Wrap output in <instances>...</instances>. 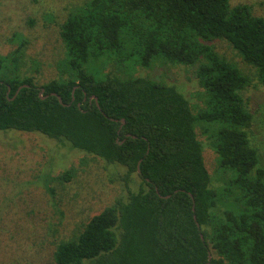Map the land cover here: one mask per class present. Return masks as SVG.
Listing matches in <instances>:
<instances>
[{"label":"trees","instance_id":"obj_1","mask_svg":"<svg viewBox=\"0 0 264 264\" xmlns=\"http://www.w3.org/2000/svg\"><path fill=\"white\" fill-rule=\"evenodd\" d=\"M60 37L67 74L41 85L21 75L25 41L0 56V130L68 141L125 166V179L137 172L146 187L60 241L56 264H264V167L243 96L252 79L213 45L227 40L264 85V17L230 0H87ZM114 55L133 59L129 68L155 59L195 65L205 106L195 113L163 81L104 72ZM198 122L218 167L234 174L228 188L211 185Z\"/></svg>","mask_w":264,"mask_h":264},{"label":"rangeland","instance_id":"obj_2","mask_svg":"<svg viewBox=\"0 0 264 264\" xmlns=\"http://www.w3.org/2000/svg\"><path fill=\"white\" fill-rule=\"evenodd\" d=\"M85 1L0 0V56L25 41L21 75L34 76L38 85L66 76L60 26ZM230 3L246 4L253 15L264 17V0ZM213 45L251 76L243 93L252 114L247 130L260 153L259 165L264 167V85L255 68L245 64L227 40L215 39ZM132 63L133 59L124 61L114 55L105 58L102 69L111 75L144 76L173 85L189 99L195 113L205 106L195 65L155 59L148 67L134 63L129 68ZM206 126L198 122L196 132L211 185L223 190L234 174L218 167L217 153L204 132ZM69 168L75 169L74 174L64 180L60 176ZM126 172L125 166L107 162L68 141L38 131L0 130V264H56L54 254L60 241L73 238L93 215L115 200L127 201L130 192L146 187L137 172L125 179ZM85 264L96 262L87 260Z\"/></svg>","mask_w":264,"mask_h":264},{"label":"water","instance_id":"obj_3","mask_svg":"<svg viewBox=\"0 0 264 264\" xmlns=\"http://www.w3.org/2000/svg\"><path fill=\"white\" fill-rule=\"evenodd\" d=\"M21 87H22V86H20V87L18 88L16 94L19 92V90L21 89ZM41 91H43V88H42ZM53 94H55V93H53ZM42 98H45V96H42ZM58 98H59L60 102H63V101H62V98H61L60 96H59ZM210 257H211V256H210ZM207 264H208V263H207Z\"/></svg>","mask_w":264,"mask_h":264}]
</instances>
